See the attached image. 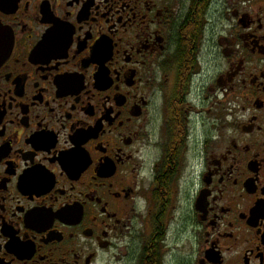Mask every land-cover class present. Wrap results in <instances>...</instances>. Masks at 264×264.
<instances>
[{"label": "flooded vegetation", "instance_id": "af4514ba", "mask_svg": "<svg viewBox=\"0 0 264 264\" xmlns=\"http://www.w3.org/2000/svg\"><path fill=\"white\" fill-rule=\"evenodd\" d=\"M0 264H264V0H0Z\"/></svg>", "mask_w": 264, "mask_h": 264}, {"label": "water", "instance_id": "95a60500", "mask_svg": "<svg viewBox=\"0 0 264 264\" xmlns=\"http://www.w3.org/2000/svg\"><path fill=\"white\" fill-rule=\"evenodd\" d=\"M0 46L3 48L2 45H0ZM4 54H5L4 49L0 48V57L2 58L4 56Z\"/></svg>", "mask_w": 264, "mask_h": 264}]
</instances>
